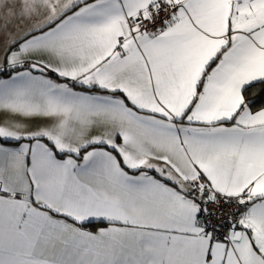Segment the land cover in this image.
<instances>
[{"label":"snow or ice","instance_id":"obj_1","mask_svg":"<svg viewBox=\"0 0 264 264\" xmlns=\"http://www.w3.org/2000/svg\"><path fill=\"white\" fill-rule=\"evenodd\" d=\"M0 264H264V0H0Z\"/></svg>","mask_w":264,"mask_h":264},{"label":"crops","instance_id":"obj_2","mask_svg":"<svg viewBox=\"0 0 264 264\" xmlns=\"http://www.w3.org/2000/svg\"><path fill=\"white\" fill-rule=\"evenodd\" d=\"M94 230V229H93Z\"/></svg>","mask_w":264,"mask_h":264},{"label":"trees","instance_id":"obj_3","mask_svg":"<svg viewBox=\"0 0 264 264\" xmlns=\"http://www.w3.org/2000/svg\"><path fill=\"white\" fill-rule=\"evenodd\" d=\"M258 106V105H257Z\"/></svg>","mask_w":264,"mask_h":264}]
</instances>
